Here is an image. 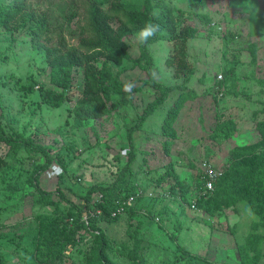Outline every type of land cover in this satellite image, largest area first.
Instances as JSON below:
<instances>
[{
	"label": "rangeland",
	"instance_id": "374dc122",
	"mask_svg": "<svg viewBox=\"0 0 264 264\" xmlns=\"http://www.w3.org/2000/svg\"><path fill=\"white\" fill-rule=\"evenodd\" d=\"M4 1L0 0V4ZM32 1L42 7L51 2ZM124 2L132 8L142 5V0ZM151 2L158 6L167 3L179 9L186 23L197 29V35L187 41L186 50L193 75L185 80L183 76H175L172 67L166 66V59L174 54L168 40L148 47L155 82L173 89L157 111L147 118L142 129L133 135L137 158L130 168L133 174L128 186L129 190L141 189L154 196L150 200H141L134 207L137 214L133 217L124 215L114 224L101 227L112 241L113 251L109 252V258L115 264H128L116 249L121 242L130 239L128 228L142 222L136 238L140 242L138 253L145 260L152 253L159 254L158 250L166 248L178 253L180 262L177 264H183L188 256L206 257L221 264H264L262 240L254 244L246 241L247 236L255 232L253 226L256 224V217L246 202L230 204V199L218 192L212 204H217L220 209L209 215L168 203L165 190L154 184L164 165L171 160L180 179L191 184L195 194L196 180L200 178L204 161L215 166L221 177L231 163L251 157L254 148L258 147L256 155L260 153L264 137L261 131L264 126V0ZM206 15L211 21L209 24L199 19ZM80 22L74 20L71 27L64 29L63 36L68 38L69 31ZM145 31L126 37L129 62L139 59L138 45ZM12 39L9 46V42L2 47L0 43V80L8 84L0 86V110L6 112L4 123L26 137L34 147L45 148V152L51 155L52 164L40 177L36 188L28 178L36 161L44 162L43 155L36 149L33 153L26 149L19 152V158L15 160L6 156L7 146L0 147V155L8 161L7 167L0 170V254L6 264H38L31 247L34 221L46 223V228L47 224L56 223L61 229L62 209L66 212L70 204H82L91 186H106L117 180L126 162V151H129L125 132L129 125L123 118L128 115L130 120L137 119L150 103L161 98V93L149 85L141 86L148 75L139 65L132 66L128 62L127 69L122 71L125 91L130 92L139 86L141 91L123 95L131 100L130 103L111 111L105 119L77 126L68 117L67 110L80 95L82 70L75 75L68 91L70 102L65 108L45 111L36 95L24 96L14 88V81L24 82L32 75L47 85L48 68L40 52L31 45L27 33L21 30ZM141 64L145 65V62L141 60ZM230 67L234 69L230 71L226 87L218 89V81H225L223 71H229ZM9 76H12L11 82ZM178 86L184 88L175 90ZM188 92L189 96L178 111H173L178 97ZM166 116L174 120L175 135L167 139L171 141L168 156L163 151L166 138L160 132L162 118ZM229 122L234 125L232 136L221 132ZM237 176L235 172L231 178L238 182ZM42 192L50 194L47 196L50 203L45 204L46 196L41 195ZM55 203L60 205L54 213L39 217L40 206L46 205L43 210L51 213ZM33 205L37 207L33 208ZM164 209L166 214L160 222L149 216V213ZM24 220L30 221L18 226ZM177 221L182 224L181 230L174 229ZM258 233L263 234V230L258 228ZM134 241L126 242L130 250L134 248ZM61 243L60 239L59 248ZM242 245L241 251L238 250ZM77 248L66 246L62 251L66 256L64 264H84Z\"/></svg>",
	"mask_w": 264,
	"mask_h": 264
},
{
	"label": "trees",
	"instance_id": "16d2710c",
	"mask_svg": "<svg viewBox=\"0 0 264 264\" xmlns=\"http://www.w3.org/2000/svg\"><path fill=\"white\" fill-rule=\"evenodd\" d=\"M40 5L32 0H5L0 4L1 47L7 42H9V46L13 41L12 36L21 30L30 36L31 45L40 52V56L48 68V84L46 85L30 75L24 82L16 79L14 88L21 94L24 93V96L36 95L45 111L65 108L70 102L68 91L72 88L75 75L79 69L82 70L80 95L73 106L67 110L68 117L72 118L73 123L77 126L84 122L105 119L111 111L130 103L131 100L124 98L123 95L141 91L140 86L133 87L130 92L125 91L122 71L127 69L126 66L130 61L129 46L125 39L127 36L154 29L151 31V35L144 36L139 42V59L129 63L132 66L139 65L148 75L141 86L153 87L155 91L161 93V98L150 103L137 119L130 120L128 115L123 118L125 124L129 125L125 129L129 151H126V162L117 180L106 186H91L86 191L82 204H70V208L66 212L62 209L64 215L60 219L61 229H58L56 223H52V226L47 224L46 228V223L43 225L44 222L38 223L37 221H34V228H30L35 232L31 238V247L32 255L38 264H64L66 256L62 251L66 246H78L77 252L82 256L84 264H115L109 258V252L113 251L112 241L101 227L114 224L113 222L122 218V216L112 217L111 213L116 209L119 201L126 199L128 195L137 190L136 188L129 190L128 186L129 179L133 174L130 168L137 158L133 135L142 129L147 118L157 111L158 106L173 89L155 82L151 69L152 55L148 47L168 40L173 46L174 54L166 59L165 64L173 68L175 76H183L185 80H188L193 75V70L188 63L187 41L194 38L198 32L195 27L186 23L183 13L179 9L167 3H162L161 6L154 5L151 0H142L140 8H132L124 0H51L46 7ZM155 9L158 12H155ZM76 19L81 22L75 29L69 31L68 38L64 37V29L71 27ZM199 19L205 24L211 22L208 15L202 16V19L199 17ZM68 39L73 42L67 43ZM141 60L145 62V65L141 64ZM228 65L226 66L228 67ZM229 69L227 72L223 71L225 81H218V89L222 86L226 87L230 71L234 67ZM11 78L12 76H9L10 82ZM0 84L2 87L8 85L1 80ZM177 88L183 89L184 86H178L175 90ZM183 94L184 96L181 94L182 96L178 97L173 111H178L190 93ZM1 105L0 103V107ZM4 120H6V112L0 110V147L5 145L9 148L6 156L16 160L19 158V152L27 149L28 152L33 153V150L36 149L44 157V162L36 161L28 178L29 183L38 188V180L52 164L51 155L45 152V148L39 149L37 145L34 147V144L29 143L26 137L24 138L22 134L20 135L8 127ZM173 121L172 117L166 116L162 118L160 127L161 134L166 138L163 143V151L167 156L171 144V141L167 139L175 136L172 128ZM261 131L264 133V126ZM221 132L226 136H232L234 133L232 122H229ZM262 143L259 154L256 155V150L258 151V147H256L250 153L251 157L239 160L238 163H231L228 168L224 169L214 191L207 197H196L191 184L180 179L171 160L164 165L163 172L154 180V184L165 190L168 195L166 197L168 203L186 206L187 210H191L190 201L195 199L196 208L191 211L201 210L209 215L220 209L217 204H212L216 200L218 192L230 199V204L246 202L256 217V224L253 226L255 232L248 235L246 241L249 244H254L262 240L263 244L264 137ZM7 164L6 158L0 155V170L7 167ZM59 165L64 169L63 165ZM235 172L238 175V182L231 178ZM199 176L200 178L198 177L196 180V190H199L203 184L200 173ZM41 195L46 196L45 204L50 203L49 197H47L50 194L42 192ZM61 201H64L63 196H61ZM55 204V209L51 213L43 210L46 205L40 206L39 217H46L54 213L60 203ZM35 207L37 205H33V208ZM128 214L133 217L137 211L131 208L127 211L126 215ZM165 214L166 209L149 213V216L152 219L158 218L160 222ZM47 219L51 221V218ZM28 221L30 220H24L18 226L22 227L25 223H29ZM140 226H142V222H139L134 228L131 226L128 228L130 239H135L134 248L130 250L127 245V241L130 239L121 242L116 249L120 257L125 258L128 264H148V261L152 264H177L180 262L178 253L172 250L168 251L166 248L158 250L159 254L152 253L145 260L138 253L140 242L136 235ZM258 228L263 230V234H257ZM174 229L181 230L182 224L177 221ZM60 239L62 245L59 248ZM242 248L243 245L238 246V250L241 251ZM179 249L181 250V248ZM241 254L243 253L241 252ZM163 255L164 257H162ZM0 264H6L1 254ZM183 264L221 263L210 261L206 257L188 256L184 258Z\"/></svg>",
	"mask_w": 264,
	"mask_h": 264
},
{
	"label": "built area",
	"instance_id": "2783aa9c",
	"mask_svg": "<svg viewBox=\"0 0 264 264\" xmlns=\"http://www.w3.org/2000/svg\"><path fill=\"white\" fill-rule=\"evenodd\" d=\"M201 168V180L203 181V184L202 187L195 193L197 198L209 196L214 191L215 185L220 177L217 168L209 162L204 161L201 164ZM153 196L154 194L152 192L143 193V191L139 189L135 193L128 195L126 199L119 201L116 209L111 213V215L112 217L124 216L129 209L134 208L141 200H150ZM166 197H168V195ZM195 208L196 200L192 199L190 201V209L194 210ZM97 213L99 214V212Z\"/></svg>",
	"mask_w": 264,
	"mask_h": 264
},
{
	"label": "clouds",
	"instance_id": "9594fccd",
	"mask_svg": "<svg viewBox=\"0 0 264 264\" xmlns=\"http://www.w3.org/2000/svg\"><path fill=\"white\" fill-rule=\"evenodd\" d=\"M154 29H151V30H148V31H145L144 33H143V35L145 36V37H147L148 35H151V31H153Z\"/></svg>",
	"mask_w": 264,
	"mask_h": 264
}]
</instances>
